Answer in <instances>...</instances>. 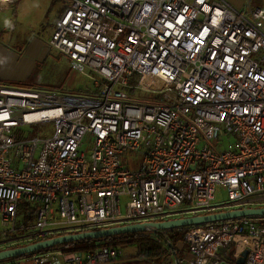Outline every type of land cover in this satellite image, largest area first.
<instances>
[{
  "label": "built area",
  "instance_id": "1",
  "mask_svg": "<svg viewBox=\"0 0 264 264\" xmlns=\"http://www.w3.org/2000/svg\"><path fill=\"white\" fill-rule=\"evenodd\" d=\"M61 1L51 47L74 69L89 70L97 90L0 83V252L68 234L263 209L264 4ZM46 124L53 135H34ZM219 187L227 192L221 203ZM182 229L185 257L169 230L160 231L162 264H237L245 250L244 264H264V217ZM121 255L114 243L60 245L0 264H110Z\"/></svg>",
  "mask_w": 264,
  "mask_h": 264
},
{
  "label": "rangeland",
  "instance_id": "2",
  "mask_svg": "<svg viewBox=\"0 0 264 264\" xmlns=\"http://www.w3.org/2000/svg\"><path fill=\"white\" fill-rule=\"evenodd\" d=\"M254 2L257 4H261L262 0H254ZM55 3H56L55 1L54 3L52 2L54 7L56 6ZM52 9L54 13V8L52 7ZM33 17H34L33 29L38 30L40 32V35L44 33V36H41V37H43L48 43L51 38L50 31H51L52 24L54 21L53 16H50V14H48L45 16L37 15L36 17L35 16ZM262 54L264 55V51L262 52ZM32 79H36V82L34 85L31 82V80L30 82H24V83L15 82L13 84L19 88L36 89V90L43 91V92L53 91V92H58V93H68V94L73 93L76 95L87 94L88 93L87 90H90L93 92L97 90L94 85L93 75L90 73L89 70H85L81 72L77 69H74L67 55L60 53L59 51L51 47L49 51H47L45 58L38 61V65L35 68ZM125 90L128 94H132L131 90H128V89H125ZM139 93L140 92H137L136 96L139 98H142V96H139ZM33 129L35 130L34 135H38L40 137H49L53 135L55 127L53 124H46L40 130H39V127H36ZM142 160H143V156L132 159V161H129V167L133 170L139 168L141 166ZM226 199H227L226 190L223 187H219L217 190L216 202L221 203L222 201ZM125 204H126V198H123V211L125 210ZM1 229L2 227L0 226V231ZM176 232L178 231L175 230L173 232H170L172 241H173V236L177 234ZM184 233L185 232L182 233L181 238L179 239V242L174 243L173 241L174 246L177 245V247H179L178 254L180 257H185L188 253V247L184 243V238H183ZM131 235L132 236L121 237V238L117 236L116 238H112L110 240H104V239L88 240V241L83 240L79 242L70 243L68 247L69 248L95 247V246H99V245L106 244V243H114L121 247L122 255L120 258H122V261L126 263L127 262L134 263L135 260L139 259L137 258L138 245L136 242L140 239H144L145 236H148V238H151L149 236H153V233H151V231L148 230L143 233H138V234L133 233ZM166 249H167V246H166ZM3 261H10V260H3Z\"/></svg>",
  "mask_w": 264,
  "mask_h": 264
},
{
  "label": "crops",
  "instance_id": "3",
  "mask_svg": "<svg viewBox=\"0 0 264 264\" xmlns=\"http://www.w3.org/2000/svg\"><path fill=\"white\" fill-rule=\"evenodd\" d=\"M55 3V7L52 2ZM234 7L242 8L247 0H226ZM254 2V0H252ZM255 3V2H254ZM264 4L262 0L261 4ZM54 8V13L53 9ZM66 7L61 0H18L12 6H0V82L11 84L15 82H31L36 79L33 73L38 61L45 58L51 47V38L55 25ZM53 16L51 38L47 43L38 30L33 29L34 17L37 15ZM49 35V33H48ZM47 35V36H48ZM50 46V47H49ZM52 48V47H51ZM54 49V48H53ZM16 86V85H15ZM12 259V258H11ZM10 260V259H6ZM8 263L10 261H4ZM110 264H153L144 259L134 263L123 262L122 258Z\"/></svg>",
  "mask_w": 264,
  "mask_h": 264
},
{
  "label": "water",
  "instance_id": "4",
  "mask_svg": "<svg viewBox=\"0 0 264 264\" xmlns=\"http://www.w3.org/2000/svg\"><path fill=\"white\" fill-rule=\"evenodd\" d=\"M255 216L264 217V208L221 212V213L209 214L203 216L179 218L165 222L131 224V225L118 226V227H113L98 231L83 232L79 234H68V235L52 238L46 241L30 244L25 247H20V248L0 252V261L11 258L22 257L31 253L40 252L60 245L79 242L83 240L84 241L98 240V239L116 237V236L133 234V233L138 234V233L146 232L148 230L152 232H160L162 230H175L178 228H188V227H193L208 223L227 221L242 217H255ZM247 255H248V250H245L242 253L241 257L236 261L237 264H244Z\"/></svg>",
  "mask_w": 264,
  "mask_h": 264
},
{
  "label": "trees",
  "instance_id": "5",
  "mask_svg": "<svg viewBox=\"0 0 264 264\" xmlns=\"http://www.w3.org/2000/svg\"><path fill=\"white\" fill-rule=\"evenodd\" d=\"M9 85H11V84H9ZM13 86H15V85H13ZM87 92H88L87 94L94 93L93 91H90V90H87ZM185 229H188V228H185ZM175 230H177L179 233L176 232L177 234H175L173 236L174 243L179 242V239L181 238V235L183 233L182 228H178ZM175 230H169V232H173ZM127 236H132V235L127 234V235H121L118 237L121 238V237H127ZM153 236L154 237H152V238H144V239H140L136 242L138 245L137 258L150 261L153 264H162L164 262L165 253L167 251V249H166V245H167L166 234L156 232V234H153ZM184 236H185V233H184ZM116 237H108V238H103V239L104 240H110V239L116 238ZM173 241H172V245L174 246ZM69 244H64V245L68 246Z\"/></svg>",
  "mask_w": 264,
  "mask_h": 264
}]
</instances>
